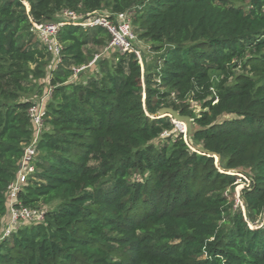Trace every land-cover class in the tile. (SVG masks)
Listing matches in <instances>:
<instances>
[{
    "label": "trees",
    "instance_id": "trees-1",
    "mask_svg": "<svg viewBox=\"0 0 264 264\" xmlns=\"http://www.w3.org/2000/svg\"><path fill=\"white\" fill-rule=\"evenodd\" d=\"M237 1L0 0V228L28 110L51 89L14 203L43 217L1 232L0 264H264V0ZM63 10L130 12L151 58L67 23L53 67L31 27ZM164 106L191 118L189 141Z\"/></svg>",
    "mask_w": 264,
    "mask_h": 264
},
{
    "label": "built area",
    "instance_id": "built-area-1",
    "mask_svg": "<svg viewBox=\"0 0 264 264\" xmlns=\"http://www.w3.org/2000/svg\"><path fill=\"white\" fill-rule=\"evenodd\" d=\"M55 21L36 23L32 22L31 31L34 32L40 42L46 49L53 54L54 64L61 61L60 50L61 45L56 39V34L61 26L64 24L79 25L81 27L101 26L110 34V40L103 51L110 48L116 49L119 52H129L136 56L141 63V47L140 40L137 38L135 32L131 27V13L121 12L111 14L105 10L95 11L93 13L80 14L70 10H63L58 15ZM96 54L88 65H83L74 68L73 76H76L81 70L91 66L98 58ZM51 89L48 88L45 94L37 99L34 104L29 108V116L33 125L34 131L30 143L24 147L23 155L18 164L16 177L8 186V203L10 218L3 236L7 235L13 228H16L19 220L28 222H36L42 219L43 212L38 210H30L26 207H15L16 193L20 190L23 183L29 174L33 172L32 162L36 156V142L43 127V115L45 113V102L50 95ZM239 202V197L237 200ZM237 205V204H236Z\"/></svg>",
    "mask_w": 264,
    "mask_h": 264
},
{
    "label": "rangeland",
    "instance_id": "rangeland-1",
    "mask_svg": "<svg viewBox=\"0 0 264 264\" xmlns=\"http://www.w3.org/2000/svg\"><path fill=\"white\" fill-rule=\"evenodd\" d=\"M235 3L236 4H238L239 3V1H237V0H235ZM106 12V11H105ZM56 19H58V16H56ZM55 19V20H56ZM38 39V38H37ZM36 39V37H34V40H37ZM39 40V39H38ZM140 47H141V53H142V55H141V64L143 63L142 61H143V57L144 58H146V60H149L150 58H151V56L148 54V45L146 44V43H144V42H140V45H139ZM102 54V53H101ZM109 54H106V53H103L101 56H108ZM92 70L93 69H91V68H87V69H85L79 76H73L72 77V79H74V80H80V81H85L86 80V78H88V76H90V74H92L91 72H92ZM76 77V78H75ZM191 106L193 107V109H194V113H198L199 111H200V106L198 105V104H196V103H191ZM231 117H233V115H230V114H228V115H223L221 118H220V120H223L224 118H231ZM172 122H173V120H172ZM174 125H175V128H174V130H173V132H182L183 133V135L185 136V124L184 123H178V122H174ZM167 134V132L165 133V134H163V136L164 135H166ZM244 172H248V170L247 169H244L243 170ZM239 174V176H241L239 179H237V181H236V184H235V186H234V189H233V191H232V197L235 199V204H237V205H239L240 207H241V209H242V211H244L243 210V205H242V202H241V200H240V198H239V202L238 201H236L237 200V198L239 197V193H240V190H241V188L244 186V185H246V184H248V180H245L246 178L242 175V174H240V173H238ZM244 180V181H243ZM6 222H4V224L1 226V228H0V234H1V232H4L5 230H6V228H7V226H8V224L6 225L5 224ZM28 223V221H25V220H19L18 221V226H20V225H23V224H27ZM3 234V233H2Z\"/></svg>",
    "mask_w": 264,
    "mask_h": 264
},
{
    "label": "water",
    "instance_id": "water-1",
    "mask_svg": "<svg viewBox=\"0 0 264 264\" xmlns=\"http://www.w3.org/2000/svg\"><path fill=\"white\" fill-rule=\"evenodd\" d=\"M157 116H169L173 120V122L184 123L185 124V136L184 139L189 141V138L193 131V123L191 118L188 115L180 114L177 110L172 107H161L158 109ZM193 150H198L199 152H203L195 146H191ZM216 157V165L219 164V155H214Z\"/></svg>",
    "mask_w": 264,
    "mask_h": 264
}]
</instances>
